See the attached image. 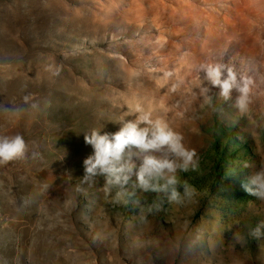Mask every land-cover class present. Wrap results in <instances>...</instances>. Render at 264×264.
I'll return each mask as SVG.
<instances>
[{"label": "rangeland", "instance_id": "obj_1", "mask_svg": "<svg viewBox=\"0 0 264 264\" xmlns=\"http://www.w3.org/2000/svg\"><path fill=\"white\" fill-rule=\"evenodd\" d=\"M135 2L0 0V136L20 134L28 146L25 159L0 165V264H264V237L249 235L264 201L242 187L264 163V78L246 77L241 112L235 90L227 101L210 85L211 98L201 94L194 67L147 74ZM138 104L199 156L197 170L177 173L191 199L148 212L160 195L137 193L143 221L102 177L82 184L93 151L84 132L118 131Z\"/></svg>", "mask_w": 264, "mask_h": 264}, {"label": "clouds", "instance_id": "obj_2", "mask_svg": "<svg viewBox=\"0 0 264 264\" xmlns=\"http://www.w3.org/2000/svg\"><path fill=\"white\" fill-rule=\"evenodd\" d=\"M195 71L199 74L202 87L201 94L209 95L211 87L220 89L219 95L225 101L231 98L233 90L238 93L234 107L245 111L249 103L250 81L237 73L226 63L205 61L198 64ZM58 74V70L53 75ZM28 97H24L25 103ZM36 107L35 104L32 105ZM5 113L19 114L22 109L5 107ZM127 116L118 122L120 128L116 132H103L93 128L84 132V141L93 149L84 161L82 184L95 182L102 177L109 188L117 189V197L140 208V219H146L143 206L137 193L159 194L160 202L153 201L148 212L159 210L163 200L169 203H182L183 198L191 199L195 190L186 182L179 180L178 171L197 170L199 156L195 149L185 145L183 135L161 118L153 116L144 105L138 104L129 110ZM28 146L20 134L0 136V165H7L14 160L25 159ZM36 155L35 153L33 154ZM245 167H250L245 165ZM183 187V197L178 186ZM243 189L259 201H264V163L253 170L247 181L242 183ZM78 188V191H83ZM249 235L259 239L264 237V221H260L250 229ZM233 239L241 237L234 233Z\"/></svg>", "mask_w": 264, "mask_h": 264}, {"label": "bare ground", "instance_id": "obj_3", "mask_svg": "<svg viewBox=\"0 0 264 264\" xmlns=\"http://www.w3.org/2000/svg\"><path fill=\"white\" fill-rule=\"evenodd\" d=\"M134 5L131 10L135 9L136 15L133 14L138 20L133 19V22H139L135 24L139 34L137 39L149 46L142 57L147 74L158 72V67L163 65L164 68L171 67L175 72L182 71L186 75L191 67L195 69L202 62L216 61L226 63L238 76L246 78L254 74L264 78V0H136Z\"/></svg>", "mask_w": 264, "mask_h": 264}]
</instances>
